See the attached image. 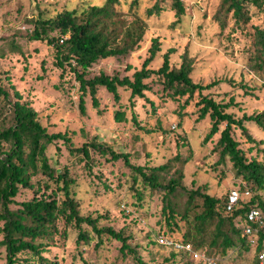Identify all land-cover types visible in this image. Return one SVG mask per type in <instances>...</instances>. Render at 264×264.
Segmentation results:
<instances>
[{"label": "rangeland", "instance_id": "374dc122", "mask_svg": "<svg viewBox=\"0 0 264 264\" xmlns=\"http://www.w3.org/2000/svg\"><path fill=\"white\" fill-rule=\"evenodd\" d=\"M131 0H122L125 17L132 18L129 13ZM104 0H0V84L10 90L12 98L29 101L40 112L42 122L49 131L73 132L75 145L97 138L101 142L112 144L117 151L131 153V161L135 164H162L177 152L187 159L185 164L184 183L188 187L208 184L211 194L225 198L229 189L238 184L241 178L235 177L232 163L227 158L219 160L216 141L220 130L212 138L205 140L210 127L209 117L197 119V107L194 102L182 113V102L173 94L175 87H165L158 76L147 79L150 90L147 98L130 97V90L119 88L120 101L104 86H99L97 97L99 105L94 106L91 96L83 97L86 114H81L78 103L81 91L79 82L73 72L66 66L65 71L58 67L54 60V46L46 40H31L34 24L30 21L39 13L54 16L65 8H76L87 3L101 4ZM155 0H141L138 12L144 15L147 32L140 49L128 56L109 57L99 60L86 70L90 77L105 71L109 74L118 71L121 76L131 75L135 68L141 67L147 55L152 38L158 37L161 50L157 58L150 64L159 67L162 55L170 50L172 65H178L181 54L187 49L194 57V69L191 77L194 81L207 84L213 80L220 83L205 93H210L216 100L227 102L234 96L235 105L227 111L237 117L264 110V70L257 71L253 44L255 27L264 24V11L248 5L252 18L246 23H237L232 12L224 13L226 4L223 0H183L185 14L177 20L175 11L171 9V0H160L163 10L159 14L146 17L144 10L154 4ZM225 20V24H222ZM54 31L50 35H56ZM16 88L13 90L12 86ZM134 102L133 104H131ZM125 112L126 119L116 120L115 112ZM132 111L136 112L141 126L154 128L146 131L132 120ZM9 110L5 101L0 99V126L9 124ZM248 132L256 141H251L236 126L233 135L239 141V147L249 160L256 159L264 163V131L254 122H245ZM50 144L47 149L50 163L55 169L68 168L75 179L72 186L82 203V212H101L108 217L102 220L116 229L126 228L133 234L132 244L139 243L140 254L149 264H162L163 257L169 250L155 243L159 230L165 228L162 219L164 200L160 191L151 192L141 180L135 182V173L127 167L123 160H109L108 155L92 151V167L89 168L81 156L71 154L67 148L58 143ZM46 177L41 173L32 177L33 188L22 187L16 200L32 199L44 191ZM55 187L52 183L51 189ZM255 192V191H254ZM253 192V194H255ZM140 193L142 198H138ZM264 199V191H259ZM62 193H59L61 196ZM58 196V197H59ZM176 208L185 211L187 194L178 189L171 197ZM125 204L129 212L124 210ZM13 208L18 205L12 204ZM201 199L196 197L190 206L186 219L180 220L181 231L170 233L181 237L187 226L195 223L194 214L201 211ZM143 217V219L141 218ZM3 222L0 221V228ZM63 223L60 222V228ZM69 236L65 239L58 234L53 244L44 255L57 260L59 264H136L131 255L123 258L119 252L120 243L105 238L99 248L94 242L76 248V230L69 228ZM165 230V229H164ZM168 232V231H167ZM169 233V232H168ZM0 238L2 234L0 233ZM151 239L153 241H151ZM214 252L206 243L202 251ZM29 253L22 257L29 258ZM216 256H220L219 253ZM239 256L237 255V258ZM241 260L231 257L228 261L239 264ZM86 262V263H85ZM189 264L203 262L189 258ZM6 263L5 247L0 246V264Z\"/></svg>", "mask_w": 264, "mask_h": 264}, {"label": "trees", "instance_id": "16d2710c", "mask_svg": "<svg viewBox=\"0 0 264 264\" xmlns=\"http://www.w3.org/2000/svg\"><path fill=\"white\" fill-rule=\"evenodd\" d=\"M171 1V9L179 20L185 14V4L183 0ZM125 2L127 3V0ZM128 3L131 19L125 17L122 0H104L101 4L87 3L72 9L65 8L54 16L39 13L30 20L34 27L28 38L46 40L54 46V60L62 69L61 75L66 66L73 72L81 91L78 103L81 114H86L83 101L86 93L91 96L94 106L99 105V86H104L112 93L116 101H120L119 88L129 89L131 98H147L145 92L151 88L147 79L153 75L158 76L165 87L174 86L175 97L185 99L181 106L182 113H185L192 101L197 107L198 120L210 118L211 127L205 140H209L220 130V136L215 142L219 150L218 161L227 158L230 160L235 177L241 178L234 186L241 191L250 188V195L243 196L232 211H226L224 205L227 194L225 198L211 194L206 183L196 187H188L184 183V166L187 159L182 158L180 152L162 164H135L131 161L130 152L117 151L112 144L101 142L96 137L84 141L81 145H75L73 132L49 131L39 116L40 112L32 103L21 100L20 97L14 100L10 90L0 84V99L5 101L10 115L9 124L0 126V221L3 222L0 228V246L6 250L5 264H59L57 260L47 258L44 252L53 244L57 234L66 239L69 236V228L76 230L75 244L80 253L82 246L94 242V247L99 248L104 244L105 238H109L120 243L119 252L123 258L131 255L136 264H149L140 254L139 248L142 244H132L133 234L126 232L125 227L116 229L109 224H103L102 220L108 217L107 214L82 212V203L72 187L75 179L70 176L67 167L63 171L55 169L47 155L50 144H57V149H60L59 142H62L71 154L81 156L89 168L92 167L93 150L108 155V159L112 161L121 159L135 173V182L141 180L151 192H162L165 202L162 207V219L165 228L158 232L191 243L195 250H202V246L207 243L214 252L210 253L208 248L203 251L209 256L219 253L224 261L231 257L235 260L245 257L243 260L257 261L258 252L263 247L264 228L259 232L257 246L253 247L243 233L242 224H245L247 212L252 207L259 208L264 214V199L259 193L264 191V163L247 158L233 135V128H240L248 139L256 141L248 132L245 122H254L264 131V110L245 113L241 117L228 112L227 110L236 103L234 96L225 102L205 93V90L218 85L220 80L207 84L194 81L191 77L194 57L187 49L181 54L178 65L171 64V52L167 50L161 56L162 63L159 67L150 66L161 50L158 37L152 38L141 67L135 68L131 75L121 76L118 71L112 74L101 71L86 77L84 72L99 60L128 56L140 49L146 36L147 22L144 15L138 12L141 0H131ZM224 4L225 16L232 12L237 23L251 20L250 5L264 11V0H223L222 5ZM162 10L160 0H155L154 4L145 8L144 13L146 17H150ZM225 23L224 20L222 27ZM54 31L57 34L50 35ZM253 44L256 60L254 68L257 71L264 70V24L255 27ZM12 88L16 90L15 87ZM15 94L18 95L17 90ZM120 111L115 112L116 120H125V112L120 116ZM132 120L146 131L154 130L141 126L135 111H132ZM262 151L264 152V148ZM39 173L46 177L44 191L38 195L35 190L32 199L16 200L20 186L33 188L32 177ZM52 183L55 187L48 192ZM178 189L187 194L185 211L178 210L175 202L171 200ZM59 193L62 195L59 196ZM137 195L142 198L140 193ZM196 197L201 199L202 207L200 212L194 214L195 223L192 227L187 226L181 237L172 236L170 233L181 231L179 221L186 219ZM12 204L18 207L13 208ZM60 222L63 223L61 228ZM155 243L169 250L168 255L163 257L162 264H189L188 259L193 258L187 251L159 245L156 240ZM22 253H29V258L22 257ZM197 260L206 264L203 260Z\"/></svg>", "mask_w": 264, "mask_h": 264}, {"label": "built area", "instance_id": "2783aa9c", "mask_svg": "<svg viewBox=\"0 0 264 264\" xmlns=\"http://www.w3.org/2000/svg\"><path fill=\"white\" fill-rule=\"evenodd\" d=\"M250 192V188H246L244 191H241L237 186L231 187L227 193V199L224 205L225 210L232 211L242 197L250 195ZM122 207H124V210L129 212V209L126 208L124 203H122ZM242 225L243 233L248 237L250 243L253 247L257 246L259 232L262 228H264V214L262 211L256 207L250 208L247 212L245 224L243 223ZM155 240L159 245L175 250L187 251L193 258L203 260L206 264H234L231 261H224V259L220 256H209L202 250H195L192 248L191 243H186L181 239L168 236L163 232H158L155 236ZM239 264H264V242L262 249L258 252L257 261L243 260Z\"/></svg>", "mask_w": 264, "mask_h": 264}]
</instances>
